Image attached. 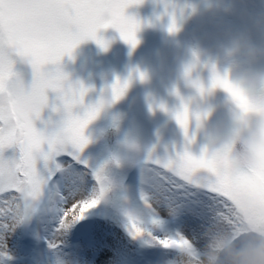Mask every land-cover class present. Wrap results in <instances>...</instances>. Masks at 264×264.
<instances>
[{
    "label": "snow or ice",
    "instance_id": "snow-or-ice-1",
    "mask_svg": "<svg viewBox=\"0 0 264 264\" xmlns=\"http://www.w3.org/2000/svg\"><path fill=\"white\" fill-rule=\"evenodd\" d=\"M143 3L144 0H0V256H7V236L33 218L49 226L48 246L60 248L64 240L54 244L49 237L59 231L65 238L75 223L102 204L130 239L163 245L174 241L160 239L166 229L159 209H164L170 218L188 212L200 219V230L192 235L170 231L176 239L184 235L199 240L202 226L217 214L229 216L233 205L264 207V172L226 174L219 171L214 158L196 157L187 150L172 154L166 149L163 156L149 150L136 162L138 185L132 195L120 186L129 207L118 208L109 199L112 187L101 175L102 168H94L83 157L89 142L86 127L106 103L112 104L125 94L131 74L113 81L110 99H105V90L101 89L95 102H86L93 89L71 81L61 61L65 56L72 59L74 50L88 40L106 51L110 42L98 34L109 28L135 49L141 22L127 10ZM167 30H178L174 15L169 17ZM138 76L141 81L145 79L143 73ZM216 84L231 91L226 81L214 76L213 86ZM50 91L56 94L51 110L59 111L62 120L58 131L46 135L37 129L35 121L50 107ZM160 107L164 110L163 105ZM175 119L188 141L187 110L175 113ZM7 149L14 150L12 156L4 155ZM201 168L207 169L211 177L195 178L194 173ZM77 194L84 197L79 202V213L67 220L63 206Z\"/></svg>",
    "mask_w": 264,
    "mask_h": 264
},
{
    "label": "clouds",
    "instance_id": "clouds-1",
    "mask_svg": "<svg viewBox=\"0 0 264 264\" xmlns=\"http://www.w3.org/2000/svg\"><path fill=\"white\" fill-rule=\"evenodd\" d=\"M156 3L158 19L176 17L178 30L173 33L167 30L170 35H175L186 19L198 15L210 17L214 30L210 48L201 47L197 41L177 50L178 75L168 90L173 103L169 106L163 100L150 97L149 112L160 111L175 122L183 136L180 152L187 150L196 157L214 158L219 171L226 174L264 172V0H156ZM229 16L239 23L227 19ZM214 76L226 81L231 91L221 84L213 86ZM181 87L185 91H181ZM217 93L223 94L218 103ZM109 105L106 103L93 121ZM185 109L190 142L186 141L185 130L175 119V113ZM217 111L222 112V118L213 123L212 117ZM54 113L59 119H49L39 129L46 135L58 131L62 120L59 111ZM85 136L89 141L87 147L93 140ZM123 144L130 153L139 152L134 140L126 137ZM194 148L199 149L198 154ZM177 151L173 146L171 153ZM121 163L112 156L96 168H102L101 175L111 184L110 201L118 208H127L126 193L107 172L110 165L118 168ZM194 177L206 179L211 173L201 168ZM160 239L174 242L146 244L137 239L166 253L157 264H264V207L249 209L233 205L229 216L217 214L202 226L199 240L184 235L176 239L167 230L160 234ZM48 250L51 264H73L59 248L48 246Z\"/></svg>",
    "mask_w": 264,
    "mask_h": 264
},
{
    "label": "rangeland",
    "instance_id": "rangeland-1",
    "mask_svg": "<svg viewBox=\"0 0 264 264\" xmlns=\"http://www.w3.org/2000/svg\"><path fill=\"white\" fill-rule=\"evenodd\" d=\"M127 11L141 22V28L137 32L139 43L135 49H131L115 30L109 28L98 34L110 42L106 51L94 41H85L74 50L72 59L67 56L62 59L61 67L71 81H80L85 87L93 89L86 97V102H95L101 95V89L105 90V99H110V85L113 81L117 77L123 80L131 74V83L125 94L107 106L86 129L85 135L91 136L93 142L82 153L94 168L112 156L119 158L122 161L121 166L117 168L110 165L107 172L118 186L127 188L131 195L132 187L139 181V169L134 161L142 159L153 147L156 155L163 156L166 149L171 153L173 146L179 150L183 144L182 133L175 122L160 111L150 113L148 100L150 97L163 100L171 106L173 98L168 95V90L178 75L175 55L177 50L194 45L197 41L201 47L210 48L212 43L210 37L214 29L210 17L198 15L186 19L179 31L175 35H170L167 31L169 18H157L159 9L156 0H144L139 7ZM227 19L239 23L234 17L229 16ZM138 73L145 75L143 81L139 79ZM181 91L185 90L181 87ZM55 95L51 91L48 93L50 107L43 110L40 120L35 121L37 129L44 126L41 121L59 119L51 110ZM222 98L223 94L217 93L216 102ZM221 118L222 112L217 111L212 117V122L216 123ZM126 137L139 145L138 153L129 152L123 144ZM13 151L7 149L4 155L10 157ZM193 151L198 154L199 149L194 148ZM106 207L102 204L95 211L113 227L117 223L105 210ZM91 218L92 213H89L77 227L74 226L72 232H67L65 238L63 236L66 244L59 250L66 254L73 264H80L76 259L81 257L89 261L88 264H96L94 257L89 258L82 248L79 249L81 242L79 236L73 235L84 231L82 236H85L84 229L87 223H92ZM37 220L33 218L22 223L14 234H10V238L6 240V247L10 248L11 253L6 257L0 256V264L51 263V254L48 246L44 244L47 235L36 232L34 222ZM122 237L129 242L132 251L134 247L138 248L140 245L138 241L130 239L124 231Z\"/></svg>",
    "mask_w": 264,
    "mask_h": 264
},
{
    "label": "bare ground",
    "instance_id": "bare-ground-1",
    "mask_svg": "<svg viewBox=\"0 0 264 264\" xmlns=\"http://www.w3.org/2000/svg\"><path fill=\"white\" fill-rule=\"evenodd\" d=\"M61 159L67 160V158ZM77 167L86 171L80 165H77ZM89 181L91 182L90 177ZM137 185L138 183L132 187L131 195L134 194ZM83 198L82 194H77L68 200L67 204L63 206L64 212L67 213V216L64 217L65 219L70 220L73 215L79 213V202ZM73 205H76V207L74 208ZM159 211L165 220L164 227L168 231L178 230L186 235H192L194 231L200 230L201 220L188 212H181L176 217L170 218L164 209H159ZM91 222L87 223L84 229L86 232L85 236H82V232L84 231L76 232V234L73 233V235L75 237L79 236L81 239L79 249L82 248L89 258L94 257L96 264H157V261L166 255L159 247L146 246L140 241H138L140 243L138 248L134 247L132 251L129 247V242L122 237L123 231L119 226L117 224H114L113 227L110 226L107 221L100 218V214H97L96 211L92 212ZM34 223L37 229L36 232L38 231V233H45L47 235V232L50 230L49 226L43 225L39 220ZM80 223L81 220L75 223L68 232H72L74 226L77 227V224L79 225ZM16 230L17 227L10 234H14ZM113 233L114 235L111 236L110 234ZM10 234L6 240L10 238ZM49 238H51V242L54 244H60L62 240H64V243L61 246H65L66 244L62 232L57 231ZM44 244L46 247L48 246L47 242H44ZM9 249V247H6L7 254L11 253ZM76 260H79L78 263L80 264L89 263V261L84 260V257Z\"/></svg>",
    "mask_w": 264,
    "mask_h": 264
}]
</instances>
